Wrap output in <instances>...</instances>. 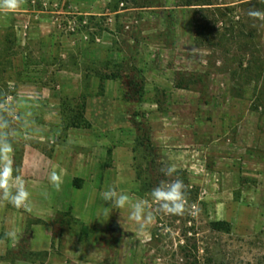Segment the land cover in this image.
<instances>
[{"label":"rangeland","instance_id":"1","mask_svg":"<svg viewBox=\"0 0 264 264\" xmlns=\"http://www.w3.org/2000/svg\"><path fill=\"white\" fill-rule=\"evenodd\" d=\"M186 1L0 5V264H264V0ZM106 92L131 115L134 182L114 183L111 151L96 161L97 134L70 125ZM153 114L172 126L165 153ZM176 179L184 210L165 214L150 193ZM20 185L28 208L3 198ZM108 188L147 201L143 229L107 208Z\"/></svg>","mask_w":264,"mask_h":264},{"label":"crops","instance_id":"2","mask_svg":"<svg viewBox=\"0 0 264 264\" xmlns=\"http://www.w3.org/2000/svg\"><path fill=\"white\" fill-rule=\"evenodd\" d=\"M115 83L119 85L118 82ZM123 108L124 104L121 98H118L117 95L114 98L108 92L104 95L87 98L84 105V118L97 134L95 136V145H97L95 152L98 154L96 161L99 160L103 164V161H105L103 158L109 150L111 151L113 168L116 170L114 183L117 184L125 183V177L130 179V182H134L136 179L133 170L136 159L134 156V153H136L135 143L128 140L131 136L127 134L131 130L132 120L130 113L125 112ZM166 120H168L166 116L158 118L154 114L149 116V140L152 145L162 147L164 153L169 147H172L173 141L172 126L167 125ZM160 128L163 129L162 132ZM183 129H186V127L184 126ZM133 138H135L134 135ZM96 161L88 173H92L94 169H97L98 162ZM88 173L86 172L85 175ZM125 173H127L126 176ZM90 179H93V177H90ZM92 183L103 184V181H98L96 178ZM1 248L2 244H0Z\"/></svg>","mask_w":264,"mask_h":264},{"label":"clouds","instance_id":"3","mask_svg":"<svg viewBox=\"0 0 264 264\" xmlns=\"http://www.w3.org/2000/svg\"><path fill=\"white\" fill-rule=\"evenodd\" d=\"M0 5L9 9H15L19 6V0H0ZM252 16L260 15L258 12H250ZM5 148H0V152L5 151ZM165 176H172L176 171L174 166H169L162 169ZM11 174V168L6 166L0 170V187H3L6 178ZM49 182L56 189H60L61 178L58 173L53 170L49 175ZM151 198L154 202L159 204V208L165 214L180 215L184 210V184L182 180L176 179L171 183H161L160 186L154 188L151 193ZM30 193L23 185L16 188L14 193H11L7 188H4L3 198L15 208H28L29 207ZM100 198L109 203V210L119 211L123 216L124 211H128L127 219L136 223L141 229L145 227L146 222L152 219L150 214H146L147 201L143 199L136 200L134 203L132 198L124 192H119L115 188H108L100 193ZM107 216L108 213H105ZM9 238H15L16 232L11 231L6 233Z\"/></svg>","mask_w":264,"mask_h":264},{"label":"trees","instance_id":"4","mask_svg":"<svg viewBox=\"0 0 264 264\" xmlns=\"http://www.w3.org/2000/svg\"><path fill=\"white\" fill-rule=\"evenodd\" d=\"M184 5L189 6V7H192V6L204 7V6H212L213 4L210 2V0H187ZM113 77L117 78L116 76H113ZM79 117H81L80 119H83L82 123L77 122L76 119H78ZM70 125L75 128H90L91 127L90 123L87 122V120H85L84 115L74 116L73 122ZM211 227L215 231H225V232L230 231L229 224L223 221L214 222L211 224Z\"/></svg>","mask_w":264,"mask_h":264}]
</instances>
